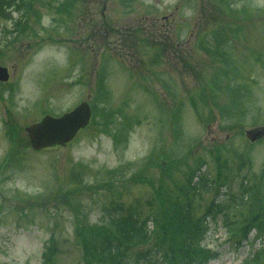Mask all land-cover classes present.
I'll return each instance as SVG.
<instances>
[{
    "label": "rangeland",
    "instance_id": "1",
    "mask_svg": "<svg viewBox=\"0 0 264 264\" xmlns=\"http://www.w3.org/2000/svg\"><path fill=\"white\" fill-rule=\"evenodd\" d=\"M0 65V264H109L102 224L117 235L115 213H162L203 179L187 208L216 190L228 217L209 220V264L259 246L264 136L244 131L264 126V0H0ZM83 100L72 141L31 148L26 125Z\"/></svg>",
    "mask_w": 264,
    "mask_h": 264
},
{
    "label": "trees",
    "instance_id": "2",
    "mask_svg": "<svg viewBox=\"0 0 264 264\" xmlns=\"http://www.w3.org/2000/svg\"><path fill=\"white\" fill-rule=\"evenodd\" d=\"M188 180L190 181V178ZM210 185L206 179L201 180L200 183L193 182L191 187L181 192V195L183 198H188L189 190L196 192L197 189L209 188ZM244 189L240 192L241 201L244 199V192L247 191ZM149 204L151 205V202ZM156 209L152 203V206L143 212L142 218V213L138 212L120 218L119 212L113 213L115 217L110 223L116 225L118 234L106 233L104 224L101 225L103 234L107 235L105 246L102 245L99 251L103 259L106 253H110L112 261L109 264H205L210 258L202 239L207 214L195 219L194 211L187 209L185 202L182 203L178 199L164 207L162 213L161 211L157 213ZM220 216L224 219L228 218L222 203L212 213L214 219ZM149 223L153 224L152 228L149 227ZM155 229L157 232L160 230L161 233L157 243L139 251L130 249V246L147 244L152 234L156 232ZM237 229L239 228L236 226L230 228L231 235L236 236L238 240L240 235ZM97 233L100 235V231ZM256 238H262L259 246L251 249L238 264H264V234H256ZM167 244L168 246L165 247Z\"/></svg>",
    "mask_w": 264,
    "mask_h": 264
},
{
    "label": "water",
    "instance_id": "3",
    "mask_svg": "<svg viewBox=\"0 0 264 264\" xmlns=\"http://www.w3.org/2000/svg\"><path fill=\"white\" fill-rule=\"evenodd\" d=\"M7 78L6 67L0 66V79L6 80ZM90 114L89 105L86 102H81L73 110L60 117L46 115L40 122L26 127L31 145L34 148H41L70 140L80 127L88 123ZM245 134L253 141L264 135V127L247 129Z\"/></svg>",
    "mask_w": 264,
    "mask_h": 264
}]
</instances>
